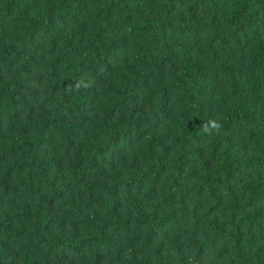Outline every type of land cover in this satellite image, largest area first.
<instances>
[{
	"label": "trees",
	"instance_id": "1",
	"mask_svg": "<svg viewBox=\"0 0 264 264\" xmlns=\"http://www.w3.org/2000/svg\"><path fill=\"white\" fill-rule=\"evenodd\" d=\"M0 264H264V0H0Z\"/></svg>",
	"mask_w": 264,
	"mask_h": 264
}]
</instances>
